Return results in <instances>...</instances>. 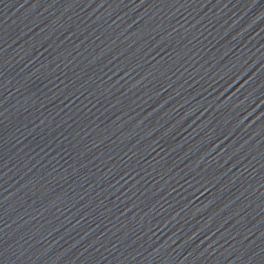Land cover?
Masks as SVG:
<instances>
[{"label": "water", "instance_id": "obj_1", "mask_svg": "<svg viewBox=\"0 0 264 264\" xmlns=\"http://www.w3.org/2000/svg\"><path fill=\"white\" fill-rule=\"evenodd\" d=\"M0 264H264V0H0Z\"/></svg>", "mask_w": 264, "mask_h": 264}]
</instances>
